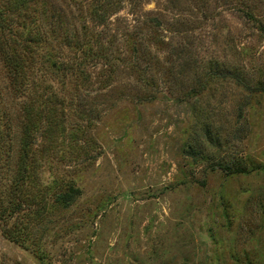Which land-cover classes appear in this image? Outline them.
<instances>
[{"label":"rangeland","instance_id":"1","mask_svg":"<svg viewBox=\"0 0 264 264\" xmlns=\"http://www.w3.org/2000/svg\"><path fill=\"white\" fill-rule=\"evenodd\" d=\"M112 1L102 23L88 0L62 4L71 45L42 27L36 65L50 49L79 72L37 73L64 102L42 114L56 144L41 177L82 196L24 246L1 222L0 264H264V0ZM6 74L0 63V192L24 123Z\"/></svg>","mask_w":264,"mask_h":264},{"label":"trees","instance_id":"2","mask_svg":"<svg viewBox=\"0 0 264 264\" xmlns=\"http://www.w3.org/2000/svg\"><path fill=\"white\" fill-rule=\"evenodd\" d=\"M81 1L62 0L59 5V0H57L58 5H56L55 0H0V63L3 69L6 70L7 80H9L14 90L13 97L19 100L20 105H18L20 106L22 121H24L20 126L21 136L18 141V150L15 151L12 158V168L10 165H6L10 184L8 185V182H6L0 192V223L9 225L15 220L14 223H17L16 229L4 228L2 232L7 239L20 244V246H24L31 240L33 227L43 223L49 216L57 213L56 211L69 209L82 196V189L77 186L74 179L68 182L63 181L62 184L54 185L55 187L52 186V188L50 184L45 185L42 181L43 176L41 177V174L43 175L44 172H41L43 168L41 167V160H43L46 153L55 148L54 144H56L53 137L55 134L54 127L53 125L50 126L52 123L49 124L51 129L50 127L43 129L40 124L42 114L47 109L50 113H58L60 108L64 109V102L58 101L54 84H44L41 80L44 76H37L38 72L51 74L46 71L45 67L41 68L46 63H50L49 68L55 74L60 72L67 75L66 71H68L74 75L79 72V69L77 68L74 73L70 71V67L64 68V64L58 61L59 55L55 52L49 53L52 51L50 49L44 55H40V60H43L40 62L41 66L36 65V58L46 48L45 36L41 34L43 26L55 24L59 27V31L65 35L60 36L57 29L54 28V38L66 40L67 46L71 45L68 30L63 28L66 22L61 7L65 2L69 5ZM88 1H90V16L96 22L101 23L107 19L109 13L117 5L112 0H109L107 4L104 0ZM53 7L55 8L53 9ZM55 10L58 12L56 17L50 14L51 11ZM243 16L246 18L248 15ZM248 18L251 21L253 20V17L249 16ZM156 22L159 21L156 20ZM8 35L11 36L10 39H8ZM75 46L82 52L88 48L91 57L97 55L93 47L87 45L84 41L76 39ZM96 51L98 52L99 49ZM102 56L99 55L100 58ZM106 57L104 54V59L107 60ZM34 66H36L35 69L30 70ZM51 75L59 82L55 75ZM40 90H46L52 94L48 93L46 100L42 102L41 94L37 93ZM14 100L12 101L14 102ZM4 116L5 114L0 112V130L3 119L8 118V122L11 120L10 117ZM10 124L12 123L10 122ZM17 130L19 132V127H17ZM80 132L84 133L85 131L79 128L77 133ZM35 145L40 147L38 146L36 149ZM24 186L28 188L26 187V190H24ZM53 192L54 196H51ZM20 219L26 223L20 225Z\"/></svg>","mask_w":264,"mask_h":264}]
</instances>
